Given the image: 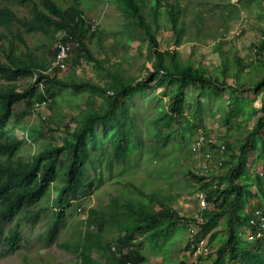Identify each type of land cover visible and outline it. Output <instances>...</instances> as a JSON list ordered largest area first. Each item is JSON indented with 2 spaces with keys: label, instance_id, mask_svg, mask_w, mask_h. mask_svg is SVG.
Masks as SVG:
<instances>
[{
  "label": "trees",
  "instance_id": "1",
  "mask_svg": "<svg viewBox=\"0 0 264 264\" xmlns=\"http://www.w3.org/2000/svg\"><path fill=\"white\" fill-rule=\"evenodd\" d=\"M106 1L125 18L119 34L124 33L126 46L136 40L139 45L147 43L145 56L151 69L143 66L146 75L139 82L126 76L120 60L118 64L111 63L106 53L103 58L93 53L91 47L100 40L101 28L86 21L85 8L92 5L91 0H2L0 3V260L17 253L27 238L28 228L39 223L45 225L42 236L48 245L56 243L61 224L67 214L74 211L71 207L78 200L79 192L98 188L101 184V172L96 166L106 155V146L112 150L105 160V170L110 172L117 164L115 170L123 173L118 163L133 159L140 148L131 106L133 86L141 85L139 90H144L148 83L157 82L155 87L158 84L165 85L166 89L171 87L166 90L167 109L159 114L160 120L175 121L179 129L190 134L198 129L202 135L204 131L184 116L189 94L197 92L192 114L195 120H200L204 107L200 99L205 97L212 101L213 89L219 94L228 89L229 103L224 116L228 131L232 129L231 119L246 116L240 107L237 108L241 99L234 94L245 89L261 95L260 116L244 141L236 142L237 150H232L235 142L226 140L222 144L224 155L227 158L229 152L234 162L225 168V159L220 166L224 172L216 171L208 177L188 171L195 181L193 192L205 194L208 209L197 213L203 221L185 248L192 255L193 246L220 220L224 226L220 243L213 254H208L207 263L197 264H264V223L263 227L252 225L250 221L256 220L253 214L244 212L252 198L258 199L264 207V133L261 134L264 131V76L255 82L239 79V74L247 71L248 66L254 63L262 66L264 30L261 41L252 47L255 58L241 65L243 60L237 57L238 70L230 78L226 60H219L221 64L210 72L201 62L183 58L179 50L160 48L157 34L168 27L173 37L171 43L175 46L192 41L182 40L186 22L180 0H153V5L146 4L145 0ZM196 17L200 22L193 24L195 29L202 22L199 14ZM58 33L62 34L59 41L74 46L69 58L70 66L74 65L63 75L58 69L47 73L56 54V47L52 46L58 41ZM40 38L44 40L41 44ZM49 45L52 49L48 56L41 58L37 53L43 54ZM81 61L91 64L95 81L75 74V67ZM21 78L33 82L19 90L16 82ZM68 93L75 95L74 98L84 96L85 102L83 109L77 105L78 113L71 119L74 127L65 125L63 128L67 138L60 144H44L30 158L12 159L24 143L12 136L15 126L34 111L35 103L48 100L49 107ZM247 116L250 117L249 112ZM179 119L183 122L179 123ZM167 125L161 127L171 128ZM48 129L35 126L31 130L42 138ZM176 131L168 130L165 137ZM252 140L259 141V150L249 162L248 156L255 148ZM216 149L219 150V146ZM64 154L67 160L62 159ZM259 163L263 165V173L260 175L253 169L252 180L246 169L255 168ZM119 184L122 185L121 193L110 198L104 207L87 209L86 222L84 225L81 222L85 229L79 231L74 241L59 245L64 251H70L78 264H150L142 250L125 252L137 233L151 252L156 250L162 254L167 248L176 246L169 238L177 228L196 223L193 216L188 219L179 216L173 208L172 192L166 194L161 187L146 190L148 183L142 180L138 185L132 180ZM261 216H264L263 211ZM237 220L250 232L251 238L242 239L239 228L234 225ZM111 232L116 237H108ZM116 238L119 242L112 246Z\"/></svg>",
  "mask_w": 264,
  "mask_h": 264
},
{
  "label": "rangeland",
  "instance_id": "2",
  "mask_svg": "<svg viewBox=\"0 0 264 264\" xmlns=\"http://www.w3.org/2000/svg\"><path fill=\"white\" fill-rule=\"evenodd\" d=\"M93 3L89 8H85V18L87 23L100 26V40L93 43L92 51L103 58L106 53L111 63H122L121 67L125 70L126 76L134 77L137 82L145 77L146 72L143 69H151V63L146 59L145 48L147 43L136 40L130 45L125 44V35L120 33L125 24V18L116 11L115 7L106 0H91ZM146 4L153 5V0H145ZM2 3V0H0ZM184 19L186 22L185 35L182 40L187 42L179 47L175 46L171 41L173 40L171 29L168 27L164 31L157 34V40L161 49H175L182 52L183 58H190L194 62H201V64L208 68L211 72L221 64L219 62L226 60L227 70L230 78L238 70L235 62L237 57H240L243 62L241 65H246L248 59L255 58L252 47L261 41V32L264 30V0H180ZM197 14L201 17V24L195 29L193 24L197 21ZM164 22V21H163ZM61 33L56 35L59 41ZM39 44L43 43L42 38L39 39ZM58 41L52 46L49 45L46 51L42 54H37L41 58L48 56L49 50L57 48ZM69 44V43H68ZM52 46V48H50ZM71 51L74 46L69 44ZM140 53V55H139ZM71 55V54H70ZM255 61V59H254ZM252 61V62H254ZM262 66L254 63L253 66H248L247 71L239 74L241 82H255L264 76V58ZM124 62V63H123ZM72 65H74L72 63ZM71 65V66H72ZM70 66V68H71ZM69 68V69H70ZM75 74L79 78H91L94 80L95 72L92 70L91 64L81 61L75 67ZM63 75V73L61 74ZM233 80V79H232ZM95 81V80H94ZM0 82H2L0 80ZM33 82L32 79L21 78L17 80L16 84L19 90L25 89ZM157 82L148 83V87L144 90H139L141 85H134L131 106H133V118L135 122L134 132L139 140L140 148L139 154L133 159H126L118 163L119 167H123L124 171L118 174L115 170L107 172L104 168L105 160L111 152V147L106 146L102 162L96 167L98 168L101 178V184L98 188L91 190H83L79 192L78 200L72 204V213L67 214L64 222L61 224L58 237H56L55 244L48 245L44 240L42 234L45 231V225L39 223L27 230L26 236L22 241L21 249L10 256L0 260V264H78L77 258L70 254V251H64L59 247L64 242L72 243L74 237L83 230L81 221L85 219L88 208L104 207L110 198L115 197L121 193L122 185L128 180H132L136 185L139 181H146V190L161 187L162 190L168 194L172 192L173 208L178 212L179 216L188 219L191 216L200 212L196 192H193L192 187L195 181L191 179L188 171L192 173H200L203 159L200 155H194L190 148L193 146L194 140L199 136V131H193L191 134L185 130L179 129L177 122L166 123V119L160 120L159 114L162 110L167 109L166 90L171 87L158 84ZM100 84H103L102 82ZM156 90L154 91V89ZM229 90L219 94L213 89L210 95L211 100L202 97L200 102L204 105L201 111L200 120H195L192 114L194 102L197 92L189 94L190 100L186 103L184 108V116L191 122H195L196 126H201L204 134V140H210L209 146L204 147L205 152L208 151L211 155L210 171L207 174H213L216 171L224 172L225 169L219 168V163L225 161V168L229 167L234 161L230 157V153L221 155L216 149L217 146L224 144L226 140L230 143L235 142L232 150L236 151L239 147L237 141H244L248 135V131L255 123L257 117L260 116V94L252 93L250 90H242L234 96L240 98V109L246 113V116L238 119H231V131H228V125L224 122V116L227 113ZM70 93L64 94L60 99H57L45 111L46 120L41 121L35 111H32L11 133L13 137L24 140V143L16 152L12 159L23 157L30 158L33 154L41 150L44 144L54 142L60 144L67 137L63 128L65 125L74 127L72 118L78 113L76 111L79 104L80 109H83L85 97L76 96L74 98ZM188 104V105H187ZM15 110L18 107L14 108ZM248 112L250 117L247 116ZM183 122L182 119L178 120ZM157 124V126H155ZM168 124L171 128L161 127ZM167 125V126H168ZM14 124H11V127ZM49 128L44 132L42 138L33 133V127ZM170 129H176L175 133H171L167 138L165 133ZM99 135L100 130H98ZM264 131L261 132L263 134ZM100 140L105 143L103 137ZM254 143V140H252ZM258 140L254 143V150L249 154V162L252 161L253 156L259 150ZM106 144V143H105ZM229 158V159H228ZM63 160H67V155L62 156ZM5 160V158H3ZM117 166V168H118ZM201 169V170H200ZM262 175L263 165L259 163L255 168L247 167L246 173L253 180L254 173ZM204 175V174H203ZM222 185L224 182H221ZM254 191H256L254 189ZM262 203L256 199H250L248 206L245 207L244 212L254 214V212L263 211ZM81 210L78 211V209ZM222 221H216V227L207 230L203 236L202 242L208 247L209 255L213 254L215 247L221 241V233L224 230ZM184 223V222H183ZM239 228L242 239L248 237L247 229L242 227L240 220L234 224ZM199 230L196 225L195 232ZM194 232L189 230V226L183 224L177 228L169 241L174 243V248H167L164 253L160 254L156 250L150 251L143 238L137 233L133 240V244L129 246L125 252H132L135 250H142L148 257L150 264H196L203 261L207 263L209 255L193 258L189 250L185 248L187 242L192 239ZM115 236L114 232L108 233V237ZM118 238V237H117ZM116 238V240H117ZM250 241V240H249ZM112 246L119 242L114 241ZM96 260H99L94 255Z\"/></svg>",
  "mask_w": 264,
  "mask_h": 264
},
{
  "label": "built area",
  "instance_id": "3",
  "mask_svg": "<svg viewBox=\"0 0 264 264\" xmlns=\"http://www.w3.org/2000/svg\"><path fill=\"white\" fill-rule=\"evenodd\" d=\"M261 39H262V37H261ZM70 54H71V48H70L69 44L59 41L57 44V48H56V54H55V56L51 62L50 67H48V69H47V73H51V71L54 69H58L61 74L62 73L65 74L66 72H68L69 68H70V61H69ZM33 109L35 112L40 113L39 118L41 119V121H45L46 120L45 111L48 109V100L47 101L44 100V101L35 103L33 105ZM210 142H211L210 140H207V141L204 140L203 136L199 132V136H197V138L194 140V142L192 144L193 146L191 147L192 153L194 155H200L203 159V162L201 164V169H202L201 172L203 174H208L210 171L211 155L208 151H206V152L203 151L206 144H208ZM218 151L221 155H224V152H225L224 145L221 144L219 146ZM221 165H222V162L219 163V166H221ZM196 198H197L198 205H199V208L201 211L208 209L204 193L198 192L196 195ZM253 216L256 220L252 219L250 221V223L252 225L258 224L259 227H263L264 216H261V211L258 210L257 212H255L253 214ZM193 219L196 220V223H190L189 224V230L194 232L192 235H194L197 232V231L195 232L196 225H198V224L200 225V223L203 221L201 216L198 214H195L193 216ZM247 235L249 238H251L249 231L247 232ZM259 236H260V233H259L258 237ZM193 249H194V251H193L191 256L195 259L200 257V256H205V255L209 254L208 247L205 246L202 242H199L197 245L193 246ZM126 264H131V263H126Z\"/></svg>",
  "mask_w": 264,
  "mask_h": 264
},
{
  "label": "clouds",
  "instance_id": "4",
  "mask_svg": "<svg viewBox=\"0 0 264 264\" xmlns=\"http://www.w3.org/2000/svg\"><path fill=\"white\" fill-rule=\"evenodd\" d=\"M93 26H95V25H93ZM49 108V107H48ZM36 114L39 116L40 115V113L39 112H36ZM79 210H81V208H79L78 209V211ZM81 222H83V225L85 224V222H86V215H85V219L84 220H82ZM83 228L85 229V227L83 226Z\"/></svg>",
  "mask_w": 264,
  "mask_h": 264
}]
</instances>
